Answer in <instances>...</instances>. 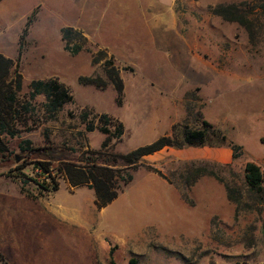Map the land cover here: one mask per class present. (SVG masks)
Wrapping results in <instances>:
<instances>
[{
    "label": "rangeland",
    "instance_id": "rangeland-1",
    "mask_svg": "<svg viewBox=\"0 0 264 264\" xmlns=\"http://www.w3.org/2000/svg\"><path fill=\"white\" fill-rule=\"evenodd\" d=\"M241 1L253 8L248 14L252 42L238 23L208 10L209 5ZM262 1L2 0L0 53L18 61L22 78L17 136L9 139L11 154L0 159V189L42 196L40 206L77 225L81 209L85 219L80 231L85 245L93 247V264H264V202L236 214L223 184L210 176L191 186L187 202L173 184L146 166L169 177L179 166L169 150L144 156L135 166L119 157L160 136L167 123L181 121L187 102L241 147L243 154L223 173L226 177L232 176L230 172L239 175L248 160L264 173ZM28 18L32 23L21 41ZM65 26L79 30L86 39L76 53L61 38ZM100 50L119 69L124 84L121 105L116 104L110 83L97 88L77 80L90 74L106 79L105 58L92 62ZM49 78L64 83L72 95V101L56 113L48 110L46 96L31 87L33 80ZM103 115L112 122L108 135L100 130ZM118 122L123 125L121 137L113 136ZM88 125L94 128L89 130ZM22 141H29L31 148L52 145L79 158L96 156L103 174L119 188L116 200L104 211L97 210L91 188L71 186L58 170V161L51 162L50 174L42 172L36 160L20 150ZM129 175L132 179L125 182ZM157 179L163 204L155 199L153 204L143 201L140 207L137 203L136 208L147 211L149 218L159 215V228L155 220L143 228L132 225L130 230L124 223L119 225L121 221L112 226V217L134 212L130 201L144 193L142 184L147 182L155 191ZM54 182L57 190L44 188L51 189ZM158 206L164 210L157 214ZM69 243L66 250L63 243H55L51 258L60 264H66L65 257L76 258ZM32 246L33 253L41 256L37 245Z\"/></svg>",
    "mask_w": 264,
    "mask_h": 264
},
{
    "label": "trees",
    "instance_id": "trees-1",
    "mask_svg": "<svg viewBox=\"0 0 264 264\" xmlns=\"http://www.w3.org/2000/svg\"><path fill=\"white\" fill-rule=\"evenodd\" d=\"M249 4L246 1L238 3L220 2L209 5L208 10L225 21L238 23L247 31L249 40L252 42L254 38L253 22L248 14L252 12L253 8H246V6L249 7ZM260 7L264 13V1L260 3ZM31 23L32 18H28L20 38L21 41ZM60 32L66 48L72 53H76L82 48V42L86 39L79 30L65 26L61 28ZM106 57V52L100 50L92 60L93 64H95L105 58L102 68L106 79L99 74H90L80 75L77 80L80 84H89L97 88H104L110 83L116 93L115 102L117 105H121L124 91L123 80L112 58ZM18 67L17 60L0 53V159L11 154L8 142L9 139L17 136L16 123L19 115L17 91L21 87L22 78ZM31 87L34 92H40L46 96L47 108L52 113H56L64 104L72 101L69 88L56 78L33 80ZM185 110L186 116L181 121L172 123L169 132L161 134L152 141L139 145L129 150L126 154L119 155V157L127 165L135 166L142 157L153 154L164 147L183 148L203 145L228 147L232 151V160L230 162L221 163L210 159H176L179 166L174 171H171L172 173L169 177L162 174L155 167L146 166L149 170L157 172L173 184L179 193L181 192V197L187 202L191 201L188 196L191 186L199 178L210 176L223 184L227 198L235 206L236 214L245 211L246 208L251 209L261 205L264 202V173L260 165L251 160L245 161L239 175L230 172L229 175L232 176L226 177L223 173L226 169H230L233 163L243 154L241 147L229 141L221 130L202 118L195 104L185 102ZM101 118L100 130L108 135L111 133L109 127L112 122L106 115L101 116ZM87 128L92 130L94 127L93 125H88ZM122 133L123 125L118 122L116 133L113 132V136L121 137ZM28 145L29 141H22L20 150L25 157L36 160L35 162L42 172L50 174L51 162L58 161L61 162L58 170L65 175L71 186L87 185L91 188L94 192L96 208L105 207L117 197L119 188H116L111 180L103 174L96 156L90 155L86 158H79L71 154L61 153L57 147L52 145L32 148ZM74 159H78L83 163H74L72 162ZM170 176L172 177L170 178ZM131 179L132 177L129 175L125 182H129ZM44 188L49 191H55L58 189V183L54 182L51 189L48 187Z\"/></svg>",
    "mask_w": 264,
    "mask_h": 264
},
{
    "label": "crops",
    "instance_id": "crops-1",
    "mask_svg": "<svg viewBox=\"0 0 264 264\" xmlns=\"http://www.w3.org/2000/svg\"><path fill=\"white\" fill-rule=\"evenodd\" d=\"M171 125L172 122L167 123L164 126V129L167 130L162 134L169 132ZM162 150H169V153L178 159H210L221 163H227L232 160V151L228 147H211L207 145L187 146L183 148L164 147L153 154ZM155 173L159 176L157 172ZM142 185L145 186L143 188L144 193L141 194L140 198H134L130 201V205L134 206V212H122L125 213L124 216H121L120 213L118 216L112 217V226L114 224L117 225L121 221L119 225L124 223L123 226L130 230L132 229V225L143 228L152 225L153 220H155L156 227L159 228V215L156 218H149L147 211H143L142 209L137 210L136 208L137 203H139L140 207L143 201L153 204L155 199L156 201L158 200L159 204H163L164 197L159 196V180L157 179L155 191L151 187L149 188L147 182ZM161 189L160 186V192H162ZM16 193L9 194L7 190L0 189V254L3 264H60L57 259H52L49 254L58 241L63 243V249L66 250L69 240L70 243L68 245L75 251L77 257H65L66 264H93V247L90 248L88 244L85 245L83 234L80 231L85 219L81 209L78 210L80 224L77 225L70 218H67L66 222L61 221V216L58 212H55V215H53L54 210L47 211L44 207L40 206L39 202L42 196L29 197L25 194ZM176 198L178 203L179 197L176 196ZM110 203L100 208V210L103 209L104 211ZM4 205L10 207L6 209L3 208ZM163 210L162 207L158 206L157 214ZM54 221H60V225L54 223ZM21 227L26 230L19 231ZM128 234L130 235V232ZM33 244L37 245V250L42 253L41 256H36L33 253ZM57 249L60 250V245L57 246Z\"/></svg>",
    "mask_w": 264,
    "mask_h": 264
},
{
    "label": "built area",
    "instance_id": "built-area-1",
    "mask_svg": "<svg viewBox=\"0 0 264 264\" xmlns=\"http://www.w3.org/2000/svg\"><path fill=\"white\" fill-rule=\"evenodd\" d=\"M0 264H3V259L1 257V254H0Z\"/></svg>",
    "mask_w": 264,
    "mask_h": 264
}]
</instances>
